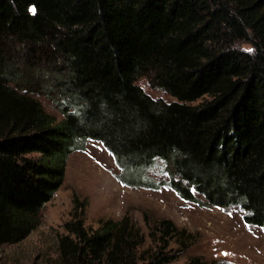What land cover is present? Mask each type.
<instances>
[{"label":"trees","instance_id":"1","mask_svg":"<svg viewBox=\"0 0 264 264\" xmlns=\"http://www.w3.org/2000/svg\"><path fill=\"white\" fill-rule=\"evenodd\" d=\"M16 44L53 61L19 64ZM88 139L125 185L151 187L142 172L160 160L181 199L239 206L263 226L264 0H0V246L37 227ZM155 228L175 232L169 220ZM65 229L75 241L63 237L61 253L74 264L136 263L122 221ZM168 262L159 251L148 264Z\"/></svg>","mask_w":264,"mask_h":264},{"label":"rangeland","instance_id":"2","mask_svg":"<svg viewBox=\"0 0 264 264\" xmlns=\"http://www.w3.org/2000/svg\"><path fill=\"white\" fill-rule=\"evenodd\" d=\"M240 45L250 49L247 43ZM22 47L15 45L19 64L30 61L41 69L43 62L53 61ZM137 84L152 97L173 100L153 88L147 77H140ZM34 97L47 113L60 119L47 97ZM118 173L103 145L86 140L83 149L68 155L63 183L41 208L37 227L23 240L0 246V264H74L72 257L61 253L60 240L75 241L65 224L78 219L88 232L106 220L122 221L125 244L136 254L135 264H148L151 255L159 251L167 256L168 264L193 259L201 264H264V225L245 223L239 206L209 205L199 194L196 202L181 199L166 185L168 174L160 160L142 172L151 187L125 185L116 178ZM162 220H169L175 228L163 239L155 228Z\"/></svg>","mask_w":264,"mask_h":264},{"label":"snow or ice","instance_id":"3","mask_svg":"<svg viewBox=\"0 0 264 264\" xmlns=\"http://www.w3.org/2000/svg\"><path fill=\"white\" fill-rule=\"evenodd\" d=\"M31 11H32L33 13H35V9H34V8H33V9H31ZM247 51L251 52V51H252V49H247Z\"/></svg>","mask_w":264,"mask_h":264}]
</instances>
